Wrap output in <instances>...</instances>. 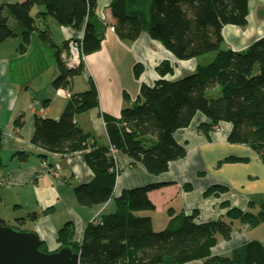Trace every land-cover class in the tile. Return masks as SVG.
I'll list each match as a JSON object with an SVG mask.
<instances>
[{"label": "trees", "instance_id": "16d2710c", "mask_svg": "<svg viewBox=\"0 0 264 264\" xmlns=\"http://www.w3.org/2000/svg\"><path fill=\"white\" fill-rule=\"evenodd\" d=\"M98 0H24L14 4L0 3V44L21 37L20 51H25L31 36L37 32L43 43L52 44L48 29L39 30L37 19L54 18L60 26L84 35L81 49L84 56L98 52L105 39L106 27L96 15ZM250 0H114L110 6L115 20L113 30L123 42L133 43L143 33L159 42L177 61L198 60L212 55L207 64L199 63L195 71L177 80L165 79L174 74L170 62L156 69L161 77L154 86H141L136 104L125 108L120 118L103 115L109 147L100 146L93 135L84 132L75 122L77 115L99 107L97 87L90 79V89L72 95L59 120L34 119L31 143L51 154L71 155L86 152V163L94 173L92 181L75 188L78 203L84 207H99L114 199L116 210L90 224L77 243L75 227L67 223L58 231L61 248L69 247L80 254L79 264H264V245L252 241L236 249L230 256H212L220 241H229L235 221L256 227L264 221V210L258 214L231 209L226 220L197 224L198 213L174 215L168 226L155 232L152 219L140 215L155 211L149 193L160 188L147 185L124 191L114 197L120 174L114 154L120 152L142 164L153 176L169 171L172 162L182 160L187 151L175 134L188 128L198 114L209 123L200 129L208 134L221 123L232 126L228 142L252 149L264 163V37L243 51L225 46L223 30L228 26L246 28ZM35 8L42 10L33 15ZM9 13L21 29L9 25ZM68 47V42L67 45ZM62 49L55 53L58 77L55 90L70 91L72 80L82 73L68 69L62 61ZM141 65L135 67L139 79ZM209 91H218L216 98ZM19 119L17 128L22 127ZM3 132L0 130V168L2 167ZM115 151V153H113ZM25 162L28 155L17 153ZM44 159V157L42 156ZM230 162L238 159L230 158ZM217 187L207 194L218 191ZM224 191V189H220ZM36 213L17 220V230L27 231L28 222L35 223ZM1 225H5L0 221ZM41 252L48 253L42 242Z\"/></svg>", "mask_w": 264, "mask_h": 264}, {"label": "crops", "instance_id": "0c3cea01", "mask_svg": "<svg viewBox=\"0 0 264 264\" xmlns=\"http://www.w3.org/2000/svg\"><path fill=\"white\" fill-rule=\"evenodd\" d=\"M113 1H97L95 15L105 24V39L98 52L85 57L82 73L72 80L69 91L71 96L85 93L90 89V79L94 81L99 107L77 115L75 122L103 147L110 145L103 115L120 118L125 108L133 107L141 86H154L161 79L156 69L162 62H170L174 69L173 75L165 77L167 80L189 75L201 63L198 60L177 61L147 33L133 43L121 41L113 30L116 23L110 8ZM41 10L37 8L35 15ZM263 10L264 0H250L247 27H226L223 30L225 46L239 52L264 37ZM36 25L39 30H49L52 44L43 43L37 32L32 34L31 42L23 52L19 50L21 37L0 44V130L3 132L0 221L17 227V220L38 214V220L28 222L24 229L36 232L48 250L54 252L61 247L57 241L58 231L67 223L74 225V241L79 243L88 225L100 221L105 214L114 213L116 207L114 199L99 207H84L78 203L75 188L94 178L86 163V152L62 156L47 153L31 143L35 117L59 120L70 102L66 90H55L52 86L59 75L55 53L63 48L64 55L68 50L67 42L82 39L84 35L83 29L76 31L60 26L50 17L37 19ZM137 65L143 67L139 79L135 77ZM19 119L21 128L16 126ZM206 123L209 120L198 114L188 128L175 134L187 155L172 162L169 171L160 176L150 175L142 164H134L120 152L114 154L120 171L115 198L126 190L160 186L149 193L155 211L140 214L152 219L155 232L168 226L171 213L190 216L197 212L195 222L206 224L226 220L227 213L233 208L253 214L264 210V163L249 147L228 142L232 130L230 124L221 123L205 134L200 126ZM17 153L27 154L26 161L14 156ZM230 158L238 161L230 162ZM213 187L219 190L207 194ZM233 228L231 239L220 241L212 249V256H230L234 250L252 241L264 245V236L258 229L237 221Z\"/></svg>", "mask_w": 264, "mask_h": 264}, {"label": "water", "instance_id": "95a60500", "mask_svg": "<svg viewBox=\"0 0 264 264\" xmlns=\"http://www.w3.org/2000/svg\"><path fill=\"white\" fill-rule=\"evenodd\" d=\"M42 241L34 231L0 224V264H79L80 254L69 247L41 252Z\"/></svg>", "mask_w": 264, "mask_h": 264}, {"label": "built area", "instance_id": "2783aa9c", "mask_svg": "<svg viewBox=\"0 0 264 264\" xmlns=\"http://www.w3.org/2000/svg\"><path fill=\"white\" fill-rule=\"evenodd\" d=\"M78 40L82 39H70L68 41V50L62 55V61L68 69L75 70L78 69L81 64L84 62L85 56L81 49V43ZM67 91V90H66ZM65 95L70 99L71 94L69 91ZM115 153V151H113ZM0 186L2 183L0 182Z\"/></svg>", "mask_w": 264, "mask_h": 264}, {"label": "rangeland", "instance_id": "374dc122", "mask_svg": "<svg viewBox=\"0 0 264 264\" xmlns=\"http://www.w3.org/2000/svg\"><path fill=\"white\" fill-rule=\"evenodd\" d=\"M16 1H19V2H22V1H24V0H0V3H8V2H16ZM36 9L37 8H35V10H34V12H33V15H35V11H36ZM261 15H263L264 16V10L263 11H261ZM5 16H7L8 17V19H9V25L14 29V30H16V31H20L21 29L19 28V26L16 24V22H15V20L12 18V16L9 14V13H5ZM211 59H212V55H208V56H206V57H203L202 59H200V61L199 62H201L202 64H207V63H209L210 61H211ZM56 62V61H55ZM84 63V62H83ZM177 65V64H176ZM192 65L193 64H191V66H190V69H191V67H192ZM218 91H209L208 92V96L209 97H212V98H216L217 96H218ZM254 229H258V231H260V233L261 234H263V236H264V221L263 222H261L260 224H258L256 227H254Z\"/></svg>", "mask_w": 264, "mask_h": 264}, {"label": "bare ground", "instance_id": "6f19581e", "mask_svg": "<svg viewBox=\"0 0 264 264\" xmlns=\"http://www.w3.org/2000/svg\"><path fill=\"white\" fill-rule=\"evenodd\" d=\"M168 55H170V54H168ZM168 55H167V56H168ZM170 57H171V55H170ZM182 65H183V66H188L189 64H182Z\"/></svg>", "mask_w": 264, "mask_h": 264}]
</instances>
